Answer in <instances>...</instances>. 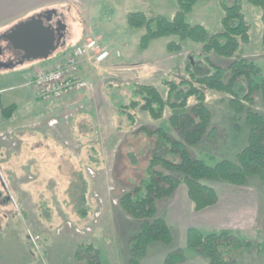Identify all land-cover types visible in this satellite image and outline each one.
Segmentation results:
<instances>
[{
	"label": "rangeland",
	"instance_id": "rangeland-1",
	"mask_svg": "<svg viewBox=\"0 0 264 264\" xmlns=\"http://www.w3.org/2000/svg\"><path fill=\"white\" fill-rule=\"evenodd\" d=\"M244 2L251 30L243 54L264 75L261 11ZM50 8L57 10L67 25L66 44L49 58L0 67V103L5 107L16 104L10 118L0 111V264H77L75 255L81 243L97 247L103 264H124L134 255L130 244L138 236L140 221L125 213L117 202L119 195L143 180L154 156L179 161L157 135L139 129L164 128L180 139L170 116L185 110L167 107L160 119L132 110V121L111 103L109 93L124 95L127 102L131 96L128 84L139 83L158 87L167 98L169 87L164 80L180 83L188 76L189 60L197 74L211 73L212 68L200 57L199 43L188 41L181 51L169 52L167 43L175 38L162 37L152 39L147 50L139 48L143 31L130 27L128 13L145 11L171 17L177 9L176 0H69L39 7L6 30ZM222 15L221 0L203 1L197 4L189 20L218 31ZM87 30L109 39L121 54L114 53L100 63L92 62L87 73L96 81L87 91L96 93L94 98L58 116L55 101L36 97L31 85L33 73L61 61L65 47L67 52L71 51L82 42ZM214 60L224 63L223 58L214 56ZM182 90L174 98L178 99ZM223 97L220 92L207 90V103L214 112V131L192 148L196 156L211 165L223 158L235 160L249 138L242 117L226 105ZM195 103L196 99L190 98L188 109ZM256 109L264 114V101L259 96ZM210 185L222 191L228 189L214 182ZM86 188L90 209L82 216L78 202ZM250 188L257 193L250 228L242 232L226 230L259 244L244 250L238 257L239 264H264V183L256 179ZM166 203L163 200L158 204L160 215L164 214ZM172 227V243L151 245L146 264H163L166 252L186 246L183 227L175 223ZM195 257L187 264H204L202 258Z\"/></svg>",
	"mask_w": 264,
	"mask_h": 264
},
{
	"label": "trees",
	"instance_id": "trees-1",
	"mask_svg": "<svg viewBox=\"0 0 264 264\" xmlns=\"http://www.w3.org/2000/svg\"><path fill=\"white\" fill-rule=\"evenodd\" d=\"M203 1L212 0H176L177 9L171 17L161 13L150 15L145 11H133L127 15L130 27L143 31L139 48L147 50L152 39L162 37L175 38L167 43L169 52L181 51L188 41L199 43L202 45L200 57L212 72L197 74L189 60L186 66L188 76L180 83L164 80L169 87L167 98L158 87L139 83L128 84L131 96L127 102L124 95L109 93L111 103L132 121L135 118L132 110L147 112L155 119L163 117L167 107L185 110L170 116V123L180 139H175L164 128L150 130L143 126L139 129L157 135L169 145V153L177 155L179 161L154 156L143 180L119 195L118 204L125 213L140 221L138 236L130 244L134 255L124 264H146V253L151 245L172 243L175 232L166 218L159 214L158 204L174 196L181 185L188 188L193 210L201 211L219 200L216 188L209 184L211 182L248 186L259 179L264 183V114L256 109L257 96L264 101V75L261 68L243 54L251 30V23L244 12L245 2L221 0V29L212 31L203 23L189 20L197 4ZM246 2L261 11L264 30V0ZM214 56L223 58L224 63L215 62ZM181 90V96L174 98L175 93ZM207 90L224 94L226 105L242 117L248 129V142L237 152L235 160L223 158L211 165L192 152L193 147L214 131V112L207 103ZM192 97L197 103L188 109ZM15 110L16 104L5 107L0 103V111L6 118L12 117ZM159 166L163 170H159ZM78 205L80 215H86L90 209L87 188L79 196ZM256 245L259 244L230 230L204 231L191 226L187 230L186 246L166 252L163 264H186L192 256L202 258L204 264H239V255ZM75 258L77 264H103L100 250L92 243L79 244Z\"/></svg>",
	"mask_w": 264,
	"mask_h": 264
},
{
	"label": "crops",
	"instance_id": "crops-1",
	"mask_svg": "<svg viewBox=\"0 0 264 264\" xmlns=\"http://www.w3.org/2000/svg\"><path fill=\"white\" fill-rule=\"evenodd\" d=\"M61 2H69V0H0V31H8L6 28L9 25H12L14 21L24 17V15H27L32 11H36L39 7ZM88 37H99L101 39L102 47L110 50L112 53L119 51L110 45L109 39H105L101 34H95L91 30H87L84 33L81 43H83ZM73 49L67 52V48L65 47L61 59H64L67 55L72 53ZM92 62L93 60L90 56L81 58L80 74L94 84L96 80L90 77L87 73V68ZM47 67L51 68L50 64H48ZM94 94L96 93L84 91L56 101L54 102L56 109L55 113H57L58 116H62L64 112L70 111L72 108L77 107L78 104L85 105L89 100L94 98ZM58 126L59 125H57L56 128ZM212 183L213 182L210 184ZM214 183L222 186L224 185L228 187V189L222 191L219 187L215 186L219 195L218 202L201 211L193 210L192 202L188 195V188L185 185H181L174 196L164 200L167 202V205L162 216L166 218L169 224L172 225L175 223L176 225H181L183 227L186 242L187 230L191 226L198 227L204 231L235 229L240 232L251 226V221H253L252 215H254L255 212V206L253 205H255L257 200V193L250 188L251 185L235 186L222 181H216ZM148 259L145 261L146 263H149Z\"/></svg>",
	"mask_w": 264,
	"mask_h": 264
},
{
	"label": "built area",
	"instance_id": "built-area-1",
	"mask_svg": "<svg viewBox=\"0 0 264 264\" xmlns=\"http://www.w3.org/2000/svg\"><path fill=\"white\" fill-rule=\"evenodd\" d=\"M89 55H92L99 63L107 59L110 52L104 49L97 39H87L77 46L65 60L58 62L50 69H41L36 72L33 84L37 96L45 101L58 100L89 89L91 84L79 74L80 59ZM90 172H92L91 169ZM77 231L80 230L77 229Z\"/></svg>",
	"mask_w": 264,
	"mask_h": 264
},
{
	"label": "water",
	"instance_id": "water-1",
	"mask_svg": "<svg viewBox=\"0 0 264 264\" xmlns=\"http://www.w3.org/2000/svg\"><path fill=\"white\" fill-rule=\"evenodd\" d=\"M56 12L53 9L37 13L16 23L1 35L12 49L22 52L21 59L17 64H23L26 60L49 58L52 53L66 44L67 25L63 20L58 22V27L45 22V19L47 22H51L53 14ZM14 65H16L14 62L3 63L0 67H13Z\"/></svg>",
	"mask_w": 264,
	"mask_h": 264
},
{
	"label": "flooded vegetation",
	"instance_id": "flooded-vegetation-1",
	"mask_svg": "<svg viewBox=\"0 0 264 264\" xmlns=\"http://www.w3.org/2000/svg\"><path fill=\"white\" fill-rule=\"evenodd\" d=\"M48 10H53V9L50 8V9L44 10L42 12H46ZM47 16H48V14H47ZM44 19H45V17H44ZM60 20H63V19L59 16L58 12H56L53 14V19L51 22H47L46 19H45V22H46V24L52 23L54 27H58V22ZM0 45H1V47H0V65L3 63L9 64L11 62L17 63L21 59L22 52L12 49L10 47L9 43L2 36H0Z\"/></svg>",
	"mask_w": 264,
	"mask_h": 264
}]
</instances>
